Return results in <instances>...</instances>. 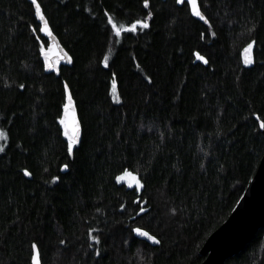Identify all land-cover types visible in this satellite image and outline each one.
Listing matches in <instances>:
<instances>
[{"label":"trees","instance_id":"16d2710c","mask_svg":"<svg viewBox=\"0 0 264 264\" xmlns=\"http://www.w3.org/2000/svg\"><path fill=\"white\" fill-rule=\"evenodd\" d=\"M37 1L73 62L46 74L33 4L0 0V264H200L263 154L264 0ZM263 263L264 230L226 262Z\"/></svg>","mask_w":264,"mask_h":264},{"label":"water","instance_id":"95a60500","mask_svg":"<svg viewBox=\"0 0 264 264\" xmlns=\"http://www.w3.org/2000/svg\"><path fill=\"white\" fill-rule=\"evenodd\" d=\"M29 1L31 2V0ZM184 3L188 5L193 18L203 24L208 23L206 17L200 10L198 0H196L197 10L200 11L205 17L204 20L200 19L194 14L192 5L188 3L187 0H181V2L177 3V5L182 6ZM37 19L41 23V26L45 27L46 19L45 21H41L38 17ZM49 32L51 33L50 35ZM42 33L44 34L48 43L44 54H41L40 56L44 71L46 74H58L61 67L71 66L73 62L72 57L61 45L58 38L53 34L50 27L48 26V23L46 30ZM246 58L251 61V63H248V65H252L253 58L252 52L250 50L248 52L244 51L242 53L243 62ZM67 102L68 98L65 103ZM61 118H63L65 121V124L60 123L63 135L65 132V126H67L69 134L72 133L73 122L75 121V124L78 128V133L75 136L73 144L79 145L82 137V126L80 124L73 99L72 107L67 111V113L65 112L63 106L60 119ZM260 129L264 139V128L260 127ZM64 137L66 140H68V137L65 135ZM260 230H264V149L255 174L247 185L236 206L231 211L228 218L216 230H214L203 243L199 251V256L204 259L200 264H226L229 259L243 251L246 246L255 239L257 233ZM36 252L39 264H41L37 249Z\"/></svg>","mask_w":264,"mask_h":264},{"label":"snow or ice","instance_id":"6c2138e0","mask_svg":"<svg viewBox=\"0 0 264 264\" xmlns=\"http://www.w3.org/2000/svg\"><path fill=\"white\" fill-rule=\"evenodd\" d=\"M32 4L35 6V14L36 16L41 20V21H45V17L44 15L42 14V11H41V6L40 4L37 2V0H31ZM181 0H177V3H180ZM188 3H190L192 5V8H193V11H194V14L196 16H198L200 19L204 20L205 17L201 14L200 11L197 10V4H196V0H187ZM148 4H149V0H144V5L145 7H148ZM149 16L152 15L151 12L148 13ZM111 25H112V28L113 30L115 31V35L118 37L120 36L121 34V29L119 27H117V25L115 23H113V20L111 17H109V21H108ZM207 22V21H205ZM142 25V27H148V24L146 22H142L140 20H137L135 21L132 25H131V28L130 30L131 31H135L136 30V26L137 25ZM46 26H47V22L45 21V27H41L40 28V31L41 32H44L46 30ZM51 33L49 32V35ZM253 47V45L251 43H249L247 45V48L245 49V52H248L249 50H251ZM41 53L44 54V49L41 48ZM45 57H46V54H45ZM197 58L200 59V60H204V57L203 56H200L199 54H197ZM47 59V57H46ZM205 63H207V61L205 60L204 61ZM245 64H248V63H251V61L249 59H245L244 61ZM113 88H115L116 86V81L115 79H113ZM21 87H23V85H21ZM65 90L67 91V85H65ZM72 107V98L71 96H68V102L64 104V109H65V112L67 113V111ZM60 123L61 124H65V121L63 118L60 119ZM261 128H264V124H261L260 125ZM78 133V128L75 124V121L73 122V130H72V133L69 134L68 130H67V126H65V132H64V135L66 137H68V151L69 153L72 152V148H73V142L75 140V136L76 134ZM4 133L3 132H0V136H3ZM27 174V173H26ZM125 174H129L127 172V170H125ZM117 179H120V177L118 176ZM144 209L141 208V211H143ZM134 232L142 235V236H145L147 237L149 240H153L155 241L156 238L152 235H149V233L147 231H143L141 230L140 228H135L133 229ZM93 239H96V237H93ZM158 242V241H157ZM32 249H33V255H32V264H39V261H38V258H37V252H36V249H37V246L36 244H33L32 245Z\"/></svg>","mask_w":264,"mask_h":264},{"label":"rangeland","instance_id":"374dc122","mask_svg":"<svg viewBox=\"0 0 264 264\" xmlns=\"http://www.w3.org/2000/svg\"><path fill=\"white\" fill-rule=\"evenodd\" d=\"M120 182H124L129 186L137 183L135 178L133 176H130V175H125V176L121 177Z\"/></svg>","mask_w":264,"mask_h":264},{"label":"bare ground","instance_id":"6f19581e","mask_svg":"<svg viewBox=\"0 0 264 264\" xmlns=\"http://www.w3.org/2000/svg\"><path fill=\"white\" fill-rule=\"evenodd\" d=\"M186 4V3H185ZM48 46V45H47ZM251 243V242H250Z\"/></svg>","mask_w":264,"mask_h":264}]
</instances>
